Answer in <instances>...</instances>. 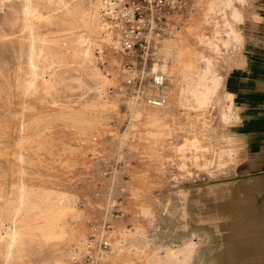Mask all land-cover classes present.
<instances>
[{
  "label": "rangeland",
  "instance_id": "rangeland-1",
  "mask_svg": "<svg viewBox=\"0 0 264 264\" xmlns=\"http://www.w3.org/2000/svg\"><path fill=\"white\" fill-rule=\"evenodd\" d=\"M253 1L232 0L231 6L240 10L241 19L232 18L228 13L225 19L219 16V23L215 24L218 34L227 29L229 24L241 31L249 14L254 16ZM259 1L262 2L258 5L262 10L264 0ZM205 13V5L201 9L187 5L181 11L168 14L167 29L155 36L157 41L161 36H175L173 41L176 44L171 46L166 55L161 43L153 38L149 42L157 50L151 59L145 52L131 55L121 51L118 44L116 47L103 44L105 73L115 79L117 92L114 94H111L110 89L105 96H101L92 89L94 82L88 76L90 69L87 65L81 66L73 61L69 66L57 67L56 72L66 81L58 85L52 95L56 102L50 105L47 102L48 95L41 94L39 89L35 92L25 90L20 84L21 80L15 78V74L22 76L28 67L30 42L36 38V33L26 30L21 34L12 20L15 15L4 18L0 10V153L6 148L23 153L31 186L34 189L53 186L54 191L56 188H59L58 192L64 191L66 198L77 202L76 209L80 216L66 215L68 235L59 241H43L34 232L28 246L31 264H52L57 258L68 261V254L74 250L79 253L69 259V264H73L80 257L93 224L102 221H109L115 227L111 245L116 253H111L112 249L109 252L112 264L162 262L168 244L179 247L183 244L175 237L184 231L182 215L185 216V207L196 200L195 195L199 192L187 187L228 178L247 170L244 163L246 151L242 148L241 140L232 133L237 123L236 119H231L233 108L230 98L224 95L225 76L237 62L239 45L235 42L226 47L219 37H214L218 48L195 42L199 36H214L213 30L204 20ZM21 17L18 13L17 22L21 21ZM61 21L58 19L47 29L56 33L64 32L62 29L66 24ZM219 35L223 36V33ZM183 38L188 44L191 40V49L199 48L211 57V73H215L220 80L215 95L201 109L197 106L186 107L178 99L180 91L170 94L173 85L166 82L163 91L166 103L172 104L170 112L161 117L143 112L140 104H147L144 101L145 94L154 92L146 93L143 87L147 85L149 88L151 85L152 64H161L163 60L171 62L175 58L177 45H183ZM61 45L62 50L72 56L74 44L64 42ZM185 60L188 64L194 63L198 70L204 68L205 62L196 61L194 54L186 55ZM147 72L149 76L143 77ZM179 77L184 79L180 69ZM35 83L39 88L40 81L36 79ZM40 94L46 100L39 99ZM3 167L0 164V168ZM37 211H32L31 218L33 223L40 224ZM83 213L84 218L81 216ZM217 215H220L217 217L222 224L229 223L225 216ZM209 216L214 217L212 214ZM73 232L81 234L79 238L84 237L81 243L69 235ZM201 233L202 243L198 248L202 263L213 264L208 250L209 240L207 235ZM116 240L118 243L122 240L123 243L117 245ZM114 244L122 251H119V247L117 250ZM171 257L173 262L181 263L183 255L178 253ZM0 264H19V261L13 256L0 257Z\"/></svg>",
  "mask_w": 264,
  "mask_h": 264
},
{
  "label": "bare ground",
  "instance_id": "bare-ground-1",
  "mask_svg": "<svg viewBox=\"0 0 264 264\" xmlns=\"http://www.w3.org/2000/svg\"><path fill=\"white\" fill-rule=\"evenodd\" d=\"M231 4L232 0H191L189 2L188 5L194 9H201L202 6H206L204 20L211 27L214 34V36L211 37L199 36L198 38H196L195 42L199 44H210L213 45V47L215 46L216 48H218V43L215 40V38L217 37L221 39L222 44L226 47H230L235 42L239 41L240 29L232 26L231 24H229L227 29L220 32L223 33V36L219 35L220 33L218 34V31L215 30V24L219 23V19L221 17H224L225 19L227 13L230 14L232 18L239 20L241 19L240 10L235 6L232 7ZM0 10L1 12H3L4 18L9 17V15H15L12 20L14 21L16 27H18V30L21 34H23L26 30H29L31 32H35L37 35L36 38H34L30 42L31 48L29 49L30 53L28 58V67L24 70V72L22 71V76L19 73L15 74V78L19 81L21 80L20 84L25 87V90L35 92L39 89L41 94H46L49 96V100H47L48 104L54 105L56 101L52 95L57 91L58 85L62 81H66L62 79L63 76L60 77V75L56 72V68L67 66L70 62L76 61L81 66H88V68L90 69L88 72V76H90V78L94 82V86H92V89L96 91L99 95L105 96L110 89H112L111 94L117 92V89L115 87V79H111L110 77H108L107 73H105L106 61L103 60L102 46L103 44L105 46L106 43L108 45L111 44L116 47V43L119 38V30L117 29V27L114 26L111 21L107 20V18H105L104 15L101 13L100 1L0 0ZM18 13L22 15L20 22H17L16 20ZM219 16L220 18L218 19ZM58 19L62 20L66 24L65 27L62 29V31L64 32L61 31L62 33H56L54 30L50 29L49 31L47 29V26L52 25ZM192 31L193 30H191V32ZM174 37L168 36L162 38L161 36L162 39L159 37L158 41L155 37L153 39H156V42L161 43V49L166 55L169 53V49L171 48V46L175 43L173 41ZM151 39H149V41ZM64 42L74 44L75 47L72 52V56L69 55L70 53L68 54L62 50L63 45H61V43ZM190 42L188 44L185 39V41H183V45H177V52L175 53V58H173L171 62L165 60H163L164 62H162L161 64L154 62L152 64L150 73L152 72L151 76L153 77V74L154 72H156V69L160 68L159 70L166 75L165 83L169 82L173 85L172 92L168 90L169 93L174 95L175 93H177V91H180L178 99L179 101H182V104L184 106H197V108L201 109V107H203L207 103V101L215 95V89L216 86L219 85L220 80L218 79L215 73H211L213 72L211 71V66H213L211 57L199 48L191 49ZM150 43L151 42H149V44ZM193 54L195 55L196 61L205 62L204 68L202 70H198L197 68H195L196 65L194 63L190 62L188 64L186 62V55L190 56ZM186 66H189V68H185ZM181 68H183L182 71ZM179 69L184 79H181V77H179ZM148 76L149 72L144 74L143 77L147 78ZM78 77L79 76H77V78ZM36 79L39 80L41 83L39 85V88L35 83ZM59 86H61V84ZM143 87L146 93L152 90L154 92L159 91L160 95L165 98L162 102L158 103H152L147 98L146 100L144 99L147 104L145 105V102L142 103V105L140 104V109L143 110V112H149L159 116L164 114L166 115L167 112H170L169 110L172 104L170 102L166 103V94L163 91V87L158 90L157 87H154L152 83L151 85H149V88H147V85H143ZM41 94L39 96V99L44 98L46 100L44 95L42 97ZM224 95H226L227 98L230 97L228 93ZM175 98L177 99V96ZM1 143L2 142L0 140V144ZM19 150L21 151V149ZM193 159L195 158L193 157ZM0 164L4 166L3 168H0V257L8 258L10 256H13L19 261V264H31L28 258V254L30 251L28 246L31 235L35 232L39 236V238L46 242L49 240L59 241L61 239H64V237L68 235V230L65 222L66 215L71 214V216H73L78 214L75 204L76 201H70V199L66 198L64 191L58 192L59 188H56L58 191H54V189H52L53 186H51L50 188L44 187L41 189H34L30 184L31 182L27 178V166L25 156L23 153L19 154L17 150L6 148L2 153H0ZM116 176H118V174ZM60 189L62 190V188ZM69 196L71 197V195ZM176 209L177 208L175 207L174 210ZM34 210H38L37 218L41 220L40 224H35L32 222L31 213ZM81 216H83L84 218V213ZM75 227L76 226H74L73 228ZM69 235L74 237L76 241L80 243L82 242V239H84V237L79 238V236L81 235L79 233L76 234L75 232H73L69 233ZM202 237L203 234L200 231L198 232L194 230H190L187 233L179 236L176 235L175 239H179V241L183 244L180 247L175 244H168L167 249L164 252L165 259H163L162 262L151 261L148 264H199L200 260H202V257L199 254L200 249L198 247L201 244L199 243L198 239L200 240V238L202 239ZM119 243L118 240H116V244L118 245ZM162 244L164 245L166 243ZM37 247L39 248V246ZM118 247L119 246H117L116 249ZM201 247H203V245ZM119 251H122V248L119 247ZM114 252V250L111 251V253ZM77 253L79 252L74 250L71 251L68 254L69 259L72 257V255H76ZM127 253L128 252L126 251L125 254ZM178 253H181L183 255V257L181 258V263L176 261L173 262V259H170L172 258L171 256H175ZM69 259L67 261L63 258H57L55 261H53L52 264H69Z\"/></svg>",
  "mask_w": 264,
  "mask_h": 264
},
{
  "label": "crops",
  "instance_id": "crops-1",
  "mask_svg": "<svg viewBox=\"0 0 264 264\" xmlns=\"http://www.w3.org/2000/svg\"><path fill=\"white\" fill-rule=\"evenodd\" d=\"M252 3L256 7L254 18L249 14L242 24L237 62L224 80V94L228 93L232 101L231 119H236L237 123L232 133L241 140L247 156L244 161L247 170L238 175L264 171V8L261 10L258 6L262 3L259 0ZM261 188H264V176L195 189L199 192L195 195L196 200L185 207L181 234L194 230L207 235L203 229L193 228L192 224L209 218V214H221L232 222L238 218L245 198L255 199ZM253 199L248 201L249 206L254 205ZM199 243H202L201 238ZM199 264H203L202 260Z\"/></svg>",
  "mask_w": 264,
  "mask_h": 264
},
{
  "label": "built area",
  "instance_id": "built-area-1",
  "mask_svg": "<svg viewBox=\"0 0 264 264\" xmlns=\"http://www.w3.org/2000/svg\"><path fill=\"white\" fill-rule=\"evenodd\" d=\"M101 13L119 30L118 47L128 54L148 52L151 59L156 55L154 44L149 39L167 29L168 14L181 11L191 0H99ZM157 58V57H155ZM151 83L160 90L166 75L157 70ZM152 103L162 102L160 92L145 94ZM114 225L109 221L93 224L92 232L84 242V248L73 264H112L109 260L112 249Z\"/></svg>",
  "mask_w": 264,
  "mask_h": 264
},
{
  "label": "water",
  "instance_id": "water-1",
  "mask_svg": "<svg viewBox=\"0 0 264 264\" xmlns=\"http://www.w3.org/2000/svg\"><path fill=\"white\" fill-rule=\"evenodd\" d=\"M264 176L263 172H256V173H247L242 174L238 176H232L228 178L223 179H216L213 181H206V182H199L196 184L189 185L187 188H195V189H201L206 188L210 186L219 185L222 183H231V182H237L240 180H247L252 177H262ZM253 197H249L248 199L245 198L246 201H244V204L240 206L241 212L237 215L238 218H236L234 221L222 224L220 219L218 217H209L204 218L203 220H199V222L193 223V228H199L203 229L208 237L209 240V246L208 250L212 257L213 264H226L228 262L229 264H264V242L261 243L260 246H245V252H247V258L246 260L242 261H227L226 258L222 257L219 258L218 256L221 255L222 249L225 246V238H228L229 244H227L228 247H231V244H233L232 240L233 238H229V235H231V226L232 223L236 221V223L241 224L243 221H262L264 220V188H261V192L253 199L254 206L252 209H248L249 205L247 204L248 201L252 200ZM252 206V205H250ZM252 215L255 216V218L252 217ZM217 216V215H213ZM258 227V226H256ZM260 236L264 238V230L260 231ZM257 235V233H256ZM225 237V238H224ZM236 242V241H235ZM231 250V248H230Z\"/></svg>",
  "mask_w": 264,
  "mask_h": 264
},
{
  "label": "flooded vegetation",
  "instance_id": "flooded-vegetation-1",
  "mask_svg": "<svg viewBox=\"0 0 264 264\" xmlns=\"http://www.w3.org/2000/svg\"><path fill=\"white\" fill-rule=\"evenodd\" d=\"M252 207H255L254 205L249 206L248 209H252ZM253 218H255L254 215H252ZM234 221V220H233ZM258 226V227H256ZM264 230V220L262 221H243V223L238 224L236 223V221L234 223H232L231 226V235H229V238H233L232 242L235 246H231L228 247L227 244H229L228 242V238H225V246H223L224 248L222 249L221 255L218 256L219 258H226V260L228 261H240L241 262L246 260L247 256V252H245V246H260L262 242H264V238H262L260 236V231ZM257 233V235H256ZM241 240H245L246 242L243 243ZM236 241V242H235ZM232 244V245H233ZM245 245V246H244ZM231 248V250H230ZM240 263V262H238ZM237 263V264H238ZM226 264H229L228 262H226ZM234 264V263H232ZM244 264V263H242ZM246 264V263H245Z\"/></svg>",
  "mask_w": 264,
  "mask_h": 264
}]
</instances>
